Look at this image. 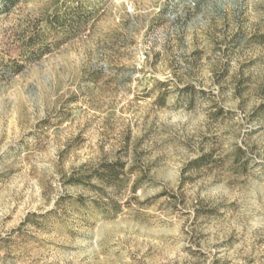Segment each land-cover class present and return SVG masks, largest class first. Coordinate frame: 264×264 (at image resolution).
Masks as SVG:
<instances>
[{"label": "rangeland", "instance_id": "obj_1", "mask_svg": "<svg viewBox=\"0 0 264 264\" xmlns=\"http://www.w3.org/2000/svg\"><path fill=\"white\" fill-rule=\"evenodd\" d=\"M53 1L0 13V264H264V0Z\"/></svg>", "mask_w": 264, "mask_h": 264}, {"label": "trees", "instance_id": "obj_2", "mask_svg": "<svg viewBox=\"0 0 264 264\" xmlns=\"http://www.w3.org/2000/svg\"><path fill=\"white\" fill-rule=\"evenodd\" d=\"M76 0H55L53 1V9L54 13L52 14V18L49 24L46 25L48 31H58L63 36L69 38L74 36L80 28L85 23V17L83 14L79 12L78 9H73L72 6ZM18 0H0V13L4 11H8L11 7H13ZM64 5V8L60 6ZM72 5V6H71ZM74 7V6H73ZM46 34L35 35L24 44V55H27V60H33L39 54L47 51V48L43 46L42 42L45 39ZM15 67H17L15 65ZM207 157H202L195 162V165H201L204 163ZM123 164H103L98 171H96L92 176H88V179L96 178L99 182L106 185L107 187H116L120 183V173L123 169ZM137 187L134 189L136 191ZM100 192L104 195V191L100 190ZM107 211H115L117 212L119 206L111 201V203L107 204ZM107 214V212H106Z\"/></svg>", "mask_w": 264, "mask_h": 264}]
</instances>
